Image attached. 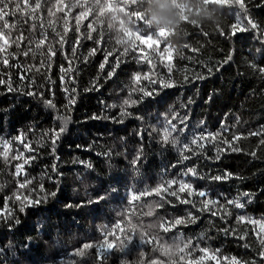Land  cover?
<instances>
[{
  "label": "trees",
  "instance_id": "16d2710c",
  "mask_svg": "<svg viewBox=\"0 0 264 264\" xmlns=\"http://www.w3.org/2000/svg\"><path fill=\"white\" fill-rule=\"evenodd\" d=\"M80 2L63 0L65 5ZM148 2L138 0L139 10L147 13ZM29 3L34 7L32 0ZM56 3L57 0H41L35 28L31 19L25 22L17 15L8 21L16 28L11 33H4L10 47L0 53V59L8 58L9 66L0 63V78L11 77L14 90L9 92L0 85V153L5 151L3 140L9 142L7 159L0 155V264H99V245L109 233L107 238L114 248L106 254L104 264H197L198 261L199 264H231L233 257L241 264L253 260L260 264L258 253L262 250L260 241L264 239V232L259 223L248 221L264 223V193L260 192L264 189V145L260 143L264 140V73L259 71L264 68V0H246L247 15L260 26L259 30L238 33L235 37H230L229 33L231 26L237 23V16L243 21L241 26H246L245 13L238 6L217 10V5L207 0H186L180 5L184 10L183 16L180 11V20L184 23L173 30L177 35L160 40L158 47L136 41L137 50L127 54L124 53L125 44L116 41H129L130 47V39L134 37H125L121 30L132 34L139 28L141 35L151 33L156 38V30L151 25L148 29L143 21H137L132 15L136 6L125 8L121 0H112L113 10L99 19L98 9L94 8L87 18L80 20V32L76 33L75 17L84 9L77 6L70 11L67 8L60 11ZM93 3L94 0H88V6ZM49 8L52 9L51 16ZM89 24L95 29L91 33L92 39L87 38ZM65 27L69 28V43L64 45V52L72 59V70L62 85L59 79L61 67L69 68L65 54L57 51L49 67V58L44 53L48 44L59 48L55 33L63 34ZM21 36L23 40L17 44L15 41ZM45 36V45L37 50L36 44ZM77 37L79 43L73 58L71 45ZM165 47L171 50V61L169 54L164 53ZM93 48L95 55L90 56ZM109 51L113 55L106 61ZM25 52L29 54L24 55ZM140 55L151 64L137 62L134 57ZM229 55L231 60L227 59ZM85 57H88L86 61ZM117 59L121 61L120 67L116 69V75L108 78L107 73L113 70ZM102 63L104 69L100 68ZM36 68L41 71L37 72ZM136 72L149 74L151 80H172L177 86L160 89L158 85L142 80L139 86L149 91L155 88L157 95L129 109L133 116L125 118L123 124L104 119L90 120L93 114L109 117L118 114L117 109L106 110L104 105L119 104L128 98V93L136 87L131 83V75ZM21 76L25 79L21 80ZM186 76L189 82H185ZM201 76L207 78L197 79ZM94 81L97 90H91ZM65 86L76 89V103L71 107H68V98L63 91ZM27 91L43 92L44 98H52L56 107L48 108L39 96L26 95ZM137 96L138 92L132 98ZM165 114L169 118L173 114L189 117L188 130L177 136V146L160 143ZM136 116L143 119H136ZM222 125L229 129L225 134L227 138L242 137L236 142L242 152L227 153L217 162L204 157L197 161L193 156L190 161L177 163L181 160L179 148L188 143L193 134L217 133L222 131ZM62 126L66 131L53 154L51 131H58ZM152 128L157 132L149 136ZM138 131L144 132L142 141L136 135ZM253 132L262 135H249ZM21 133L31 152L14 139ZM141 147L143 158L134 168L130 161ZM205 147L207 156L215 155L216 149L210 142ZM253 151L257 153L255 158L248 155ZM105 152L109 155H104ZM20 153L23 154L21 159H13ZM25 158H30L29 163L24 164ZM17 163L24 164L20 175L16 174ZM87 163L93 168L88 169ZM174 164L176 167H172ZM193 166H197L201 174L209 170L216 174L227 169L243 178L216 184L187 178L198 189L209 188L213 196L227 199L251 191L255 193L254 199L244 209L232 208L227 224L207 212L199 214L197 209L175 201V206L158 207L162 201L155 193L128 206L130 191H151L169 179L182 178L185 168ZM54 167L60 176L53 171ZM25 180L31 183L19 188ZM112 188L117 191L111 193ZM54 191L57 192L55 197H48L38 207L20 211L24 196L37 199ZM105 193H108L106 200L99 204L76 207L82 201ZM17 196L21 200H17ZM150 211L151 216L147 215ZM189 212L197 216L195 222L179 225L167 233L159 227L164 220L187 219ZM240 215L246 217L245 222H237L236 217ZM16 220L20 223L16 224ZM132 225L138 229L137 238L121 252L118 250L119 241L123 239L121 228L126 232ZM225 227L233 229L235 235H225ZM139 232L146 233V238L152 242L141 245ZM240 236L245 239L240 240ZM29 237L31 240L26 247ZM189 241V249H185L184 244ZM85 244L93 247L85 249ZM201 249H207L208 254ZM77 251L82 254L75 255ZM210 256L216 258L210 259Z\"/></svg>",
  "mask_w": 264,
  "mask_h": 264
},
{
  "label": "snow or ice",
  "instance_id": "6c2138e0",
  "mask_svg": "<svg viewBox=\"0 0 264 264\" xmlns=\"http://www.w3.org/2000/svg\"><path fill=\"white\" fill-rule=\"evenodd\" d=\"M208 3L219 5L221 7L224 6H238L240 10H242L245 13L244 20H246V26H241L243 24V21L240 19L239 16H237V23L233 24L231 26V31L229 33L230 37L237 36L238 33H244L247 31H258L260 26L253 21V19L247 15L248 7L246 4V0H207ZM32 3H34V7L30 6L29 0H0V53H4L10 45L8 44V40L5 38L4 33L9 32L16 28L15 24H9L8 21L10 18L15 17L17 15H21L25 22H28L29 19L32 21L33 28L36 26V22L38 20V16L36 15L37 10L41 8V0H32ZM121 3L125 8H129L131 6H136V10L132 11V15L136 18L137 21H143V23L147 26L148 29H151V21L148 18L147 14L138 8V0H121ZM81 7L84 10L80 11L79 14L75 17L76 19V28L75 32L79 33V22L83 18H87L92 12L93 9H98V19L100 17H103L106 13L109 14L113 10V3L112 0H104L103 3H101V0H94V3L91 6H88V0H81V2L77 4L72 5H65L63 4V0H57L56 7L58 10L63 11L65 8H67L69 11L73 7ZM22 9H28L27 11H21ZM181 15L183 16V8L180 9ZM48 13L51 16L52 15V9H48ZM67 20H65V24H67ZM49 27H52L51 23H49ZM89 33H88V39H92V31H95L92 24H89L88 26ZM41 28H43V24H41ZM109 29L111 28V25H108ZM122 34L125 37L132 38L130 39V47L128 46L129 41L125 43L124 40L116 41L117 44H125L124 53L127 54L129 51L137 50V44L136 41L141 42V44H151L155 46H159L160 40L166 39L170 33L168 29L161 28L156 33V38L149 33L147 35H141L140 29L137 28V30L129 34L127 30H121ZM69 32V28L65 27L63 29V34L60 32H56L55 35L58 38L56 43L59 45V48H54L51 44L47 45V52L44 53L48 56V66L50 67L51 64V58L55 57L57 55V51H60L62 54H65V59L68 60L69 68L65 69L61 67V75H60V82L62 85L65 84V78L68 75L69 71L72 70V59H69L67 54L64 52V45L69 43V40L67 38V33ZM223 34V33H222ZM102 35V33H101ZM47 37L45 36L44 39H41L37 44L36 48L39 50L42 45H45ZM23 40V36L17 38L15 41L17 44L19 41ZM79 43V37L76 38V41L71 45V53L72 57L75 58L76 52H77V46ZM99 43V41H97ZM193 51H196L193 49ZM96 49L93 48L89 55H95ZM164 53H168V59L171 61V50L169 47L164 48ZM29 53L25 52L24 55H28ZM113 52L109 51L106 53L105 60L107 61V58L109 56H112ZM137 59V62L144 61L148 64H151L150 60H147V58L143 55H140L139 57H134ZM231 55L228 56V60H231ZM88 57H85L84 60L86 61ZM0 63H2L4 66H9V59L8 58H2L0 59ZM121 61L119 59L116 60V63L114 66H112L113 70L107 73V77L111 78L112 76L116 75V69L120 67ZM44 62L42 61V66ZM105 65L102 63L100 65L101 69H104ZM255 67V65H253ZM37 72L41 71V68L35 69ZM260 72L264 73V68L259 69ZM169 72H171V68H169ZM209 75L212 74V69H208ZM207 77L201 76L197 77V79H206ZM21 80H24L25 77L21 76ZM185 82H189V78L186 76ZM72 82L74 83L75 78H71ZM142 80L148 81L149 83H152L154 85H158L160 89H168L176 87V83L172 80H169L167 82L163 80H151L149 74H142L139 72L133 73L131 75V83L135 85L136 87H133L131 91L128 93V98L123 99L119 104L113 103L111 105L105 104L104 107L106 110L110 109H117L118 114L113 115L111 117L105 116V115H97L93 114L89 117L90 120H111V122L115 124H123L125 122V118L132 117L133 112L129 111V109L133 108L134 106L141 104L145 101V99H150L151 97L157 95V91L154 88L153 90L149 91L146 90L143 87H140ZM34 83V81H33ZM54 83V82H53ZM94 87L91 90H97L95 85L96 82H93ZM0 85H4L9 92L13 91L12 83H11V77L0 78ZM63 91L66 93L68 98V107L73 106L76 103L75 95H76V89L75 88H69V87H63ZM139 93V96L137 98L133 99L132 97ZM28 96H39L42 100V102L51 109H54L56 105L53 103L52 98H44L43 92H35V91H27L25 93ZM52 96H54V93H52ZM211 97H209V100ZM191 99L189 100V104H191ZM187 107V105L185 106ZM136 119H143L142 117L136 116ZM189 119L188 116L180 117L178 114H173L171 118L168 117L167 114L164 115V124L162 128V135L160 137V143L161 145H172L177 146L179 144V140L177 139V136L180 134L185 133L187 129V120ZM67 120H65V124H67ZM203 126V122H201V127ZM66 131L65 127H60L58 131L52 130L51 131V152L54 154L56 151L57 143L60 139V137L63 135V133ZM229 131L226 125H222V131L217 133H204L201 132L199 134H193L191 140L188 143H184L180 148L179 151L181 153V160L177 163H181L182 161H190L193 156L198 161L201 157H204L206 160L210 162H217L222 160L223 156L227 153H236V152H242V149L238 146L236 143L240 139H242L241 136L236 135L232 136L231 139L226 137V133ZM154 132H157L156 128H152L151 131L148 132L149 136H152ZM173 134H176L175 136ZM138 138L142 141L144 139V132L138 131L136 133ZM249 135H262L260 132H253L249 133ZM16 141H19L25 150L31 152L32 149L29 146L28 143H26L23 139V133L19 134L14 138ZM211 143L212 147H215V155L214 156H207L206 155V143ZM261 145H264V140H262ZM9 142L7 140H3V146L5 151L3 153H0V155H4L5 159H7V149H8ZM195 145L196 147L193 148L192 146ZM218 145H223L224 147L221 148ZM191 153V155H187L185 153ZM104 155H109V153L105 152ZM251 157L255 158L257 153L255 151L248 153ZM23 156L22 153L18 154L17 156L13 157V159H21ZM143 158V147L136 150V155L134 158L130 161V164L135 168ZM30 158L24 159V164L29 163ZM82 164H84V161H81ZM24 164L17 163L16 164V174L20 175L23 171ZM86 167L88 169H92L93 165L91 163H87ZM172 167H176V165H172ZM53 171H57L55 167L53 168ZM57 176H60V173L57 171ZM180 179H169L165 182V184L158 185L157 187L153 188L151 191H142L137 193L136 191H130V198L128 200V206L132 207L133 203L136 201H139L142 197L150 196L152 193H155L157 196L161 197V203H159L158 207H163L164 205H172L175 206V203L182 204V205H188L191 209H197L199 214H203L207 212L212 217H217L221 221H224L226 224L228 223V218L232 216V208L236 209H244L246 207L247 203H250L252 199L255 197V193L251 191L242 192L239 194L237 198L234 199H227L226 197L222 196H213L211 190L209 188L204 189H198L193 183H189L187 178L193 177L199 180H207L209 184H216V183H224L229 180L233 179H243L242 177L228 171L227 169L221 170L216 174H213L211 170H209L207 173L201 174L199 171V168L197 166L193 167H187L185 170L181 173ZM55 182V181H54ZM118 183L119 180H116ZM31 183L28 180H25L24 183H21L19 185V188L23 189L26 187L27 184ZM173 186H176L173 188ZM41 191H43V185H41ZM111 193H115L117 189L112 188ZM260 192L264 193V189H260ZM57 195V192H51L45 195L43 198H37V199H30L28 196H24L22 200V206L20 208L21 212H25L27 208L29 207H38L40 204L44 203L48 197H55ZM108 193L105 194H98L93 199H88L86 202L82 201L81 203L77 204L76 207H85L87 205L91 204H99L102 201H105L107 198ZM169 197L174 198L169 199ZM17 200H21L20 196L16 197ZM223 200V203L221 202ZM197 205L199 207L197 208ZM71 205H67L66 207H70ZM123 215V213H121ZM147 215L151 216L152 212H148ZM197 219L196 215H193L192 212L188 213L187 219L183 217H177L174 219V221H168L164 220L162 223L159 224V227L163 229L164 232H169L171 229L176 228L179 225H184L188 222H195ZM237 222H245L246 217L243 215L236 217ZM252 224H260V229L262 232H264V223L256 220H250L248 221ZM16 224H19V220L15 221ZM129 224H131V219L128 221ZM117 227L120 228V225L117 224ZM225 235L232 233L235 235V231L231 228L225 227L223 229ZM121 232L123 234V239H120L119 241V251L123 252L129 245L133 244L134 240L137 238V232L138 229L135 225H132L126 232L124 229L121 228ZM111 235V233L106 234L105 241L103 244L99 245V252H98V258H99V264H104V259H106V254L113 250L114 245L113 243L108 241L107 236ZM139 242L141 245L146 243H151L152 241L148 240L146 238V233L139 232L138 234ZM240 240H244L245 236H240ZM31 237L28 238V241L25 242V246L27 247L28 242H30ZM191 244V241L184 244L185 249H189V246ZM262 250L259 251L258 255L261 258L260 264H264V239L260 241ZM247 247V245H245ZM85 249L93 247L91 244H85L83 246ZM183 251V249H181ZM202 252L205 254H208L207 249H201ZM82 253L80 251H77L75 255H81ZM167 255V253H165ZM210 259H215V256H210ZM203 260V257L200 258ZM153 264H156V262H153ZM199 264V261L197 262ZM231 264H241V261L237 260L235 257L232 258ZM244 264H256V261H247L244 262Z\"/></svg>",
  "mask_w": 264,
  "mask_h": 264
},
{
  "label": "clouds",
  "instance_id": "9594fccd",
  "mask_svg": "<svg viewBox=\"0 0 264 264\" xmlns=\"http://www.w3.org/2000/svg\"><path fill=\"white\" fill-rule=\"evenodd\" d=\"M184 2L186 0H149L146 4V14L156 32L161 28H165L169 30L170 35H177L173 30L184 23L180 20V5ZM201 7H203L202 3ZM216 8L220 10L221 6L217 5ZM185 12H187V8Z\"/></svg>",
  "mask_w": 264,
  "mask_h": 264
}]
</instances>
